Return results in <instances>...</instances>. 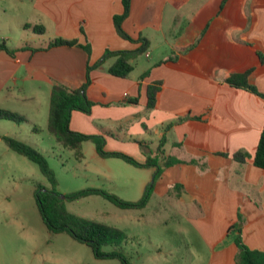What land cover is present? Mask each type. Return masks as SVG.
<instances>
[{
  "label": "crops",
  "instance_id": "crops-1",
  "mask_svg": "<svg viewBox=\"0 0 264 264\" xmlns=\"http://www.w3.org/2000/svg\"><path fill=\"white\" fill-rule=\"evenodd\" d=\"M122 10L121 0H0L5 23L29 32L18 35L16 47L7 45L13 36L0 34L14 51L0 49V92L41 98L48 111L51 87L79 88L87 63L94 65L87 92L96 103L89 113L73 110L69 127L102 135L107 151L140 163L157 154L164 126L186 115L165 132L161 155L180 162L163 167L150 195L190 222L209 251L206 264H235L237 247L228 228L238 213L244 243L264 251V169L252 163L264 128V98L225 82L231 74L248 73L247 81L264 93V0H131L122 28L133 41L116 32L113 16ZM56 37L88 42L89 56L78 45L31 49ZM143 39L146 49L131 60L125 78L107 72L115 56L103 59L106 49L133 50ZM155 81L160 89L154 108L146 111L147 85ZM236 150L248 152L246 162L231 158ZM83 155L78 161L87 165ZM89 158L111 169L115 157H100L94 146ZM125 163L147 172L152 182L155 166ZM129 171L139 175L136 189L144 194L151 182Z\"/></svg>",
  "mask_w": 264,
  "mask_h": 264
},
{
  "label": "rangeland",
  "instance_id": "rangeland-1",
  "mask_svg": "<svg viewBox=\"0 0 264 264\" xmlns=\"http://www.w3.org/2000/svg\"><path fill=\"white\" fill-rule=\"evenodd\" d=\"M5 21L0 14V34L13 36L7 41L9 47L19 46L18 35L29 32ZM17 89L22 90L16 87L14 93L20 94ZM6 94L5 90L0 92V107L24 116L25 120L17 123L0 119V135L21 140L43 154L55 174L59 195L99 188L128 202L143 197L136 189L139 175L129 169L140 171L141 177L145 174L149 182L151 175L135 170L120 158L110 159L114 163L111 169L97 164L89 158V153L94 152L90 140L82 143L87 165L78 161L73 150L57 143L48 132V111L41 98L21 100ZM36 184L51 187L35 163L12 151L0 138V264H121L117 258L95 256L87 244L66 232H50L36 205ZM64 203L77 216L122 230L126 235L124 254L131 264H206L208 261L209 251L190 222L156 194H151L142 208H122L94 193L65 197ZM111 249L102 247L105 251Z\"/></svg>",
  "mask_w": 264,
  "mask_h": 264
},
{
  "label": "trees",
  "instance_id": "trees-1",
  "mask_svg": "<svg viewBox=\"0 0 264 264\" xmlns=\"http://www.w3.org/2000/svg\"><path fill=\"white\" fill-rule=\"evenodd\" d=\"M130 1L131 0H121L123 10L120 14H115L113 16V22L118 35L133 41V38L122 28V21L129 12ZM33 29L38 33L43 32V28L40 26H33ZM62 45H78L87 52L88 56L90 54V44L88 42L85 44H79L77 39H66L62 37H56L49 40L44 47L31 48L26 46L25 48H31L32 50L36 51ZM146 46L147 42L143 39L141 46L133 50L112 51L106 49L103 54V59L108 56H115L114 62L107 67V72L112 76L125 78L134 67L131 60L143 53L146 49ZM0 49L5 50L10 55L14 53V51L9 49L4 43H0ZM97 64H100V62ZM93 67L94 65H89V63H87L85 80L79 88H69L62 84H54L51 87L49 94L48 118L46 124L48 132L53 135L57 143H60L65 148L73 150L77 160H82L84 157L81 147L82 142L90 140L94 144L95 150L100 157L120 158L123 161L137 167L155 166L156 169L153 173L152 182L147 186L143 197L136 202L121 200L115 195L109 194L99 188L83 189L65 196L66 198L70 199L94 193L103 195L114 204L122 208L142 207L147 203L150 193L153 190L155 181L160 176L163 167L180 162L176 158L170 156H163V158H161V155L164 154L163 144L167 139L165 132L170 129L173 124L179 123L185 119L186 115L178 116L176 119H174V121H171L164 126V133L159 139V145L156 149L157 154L153 156L148 154L146 160L143 163L138 162L134 157L126 153L107 151L104 148L105 138L102 135L80 133L71 130L69 127L70 115L73 110L89 113L92 106L96 103L95 100L89 97L87 92V88L91 84L89 72ZM147 74L148 71L142 73L140 75V79L144 78ZM247 75L248 73L231 74L225 79V82L231 86L246 89L264 98V93L260 92L254 85L247 81ZM160 85V81H155L147 85L145 104L146 111H150L152 108H154ZM0 119H8L19 123L24 121L25 117L0 107ZM0 138L12 151L35 163L40 173L50 183V188H46L41 184H36L34 191L36 205L40 217L50 232L68 233L75 240L87 244L97 257L117 258L120 260L121 264H131L124 254L123 244L126 235L122 230L114 226L77 216L66 209L64 199H59L57 196L59 193L56 190L57 180L55 174L48 166V163L41 152L16 138L7 135H0ZM140 144L143 145L141 142ZM220 154L224 156L228 155V153ZM248 157V152L244 150H236L231 153V158L238 163L246 162ZM160 159H163L161 165L159 163ZM252 159L254 166L264 169V128L259 135L257 147ZM241 222L242 216L240 213H238V221L233 223L228 228V233L234 232L233 240L237 247V251L234 256L235 264H264V251L251 249L244 243L241 237ZM104 246H110L112 249L109 251L102 250V247Z\"/></svg>",
  "mask_w": 264,
  "mask_h": 264
},
{
  "label": "water",
  "instance_id": "water-1",
  "mask_svg": "<svg viewBox=\"0 0 264 264\" xmlns=\"http://www.w3.org/2000/svg\"><path fill=\"white\" fill-rule=\"evenodd\" d=\"M44 190V189H42ZM59 199H64L66 196L65 195H57Z\"/></svg>",
  "mask_w": 264,
  "mask_h": 264
}]
</instances>
